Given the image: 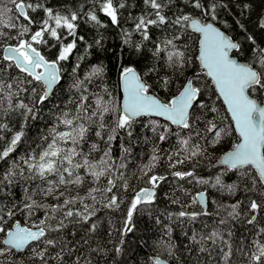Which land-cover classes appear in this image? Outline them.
<instances>
[{
    "label": "snow or ice",
    "instance_id": "obj_1",
    "mask_svg": "<svg viewBox=\"0 0 264 264\" xmlns=\"http://www.w3.org/2000/svg\"><path fill=\"white\" fill-rule=\"evenodd\" d=\"M142 2L145 9L132 18L134 31L141 37V42L134 43L133 32L121 28V10L133 5H129L127 0H93L94 6H98L111 24L121 29L124 45L139 54L144 48L143 42H151L153 59L157 63L163 60L161 66L170 71L160 74L157 64L140 68L139 62H129L120 70L122 99H106L105 96L111 97L112 94L104 88L102 93H91L93 99L90 101L84 87L85 82L102 80L106 74L105 68L102 64L95 65L80 79L77 76L80 64L76 63L73 67L75 79L72 86L80 93V99L75 111H62L56 117L57 123L50 132L41 137L47 143L38 145L40 151H32L22 157V163H13L0 176V234H3L0 239V264H6L7 257L13 252L23 253L26 249L31 252L33 264H93L91 253L106 254V250L91 247L88 237L97 231V222L93 219L97 212L101 209L118 211L124 202V196L120 192L129 191V178L119 172L124 164L117 168L112 159L111 142L116 139L118 130H124L131 136L132 126L138 117L156 116L168 122L164 125H160L158 121L153 122L156 127L163 129L158 134L161 142L168 139L169 135L178 137V150L166 157L168 167L172 169L188 161L198 162L196 158L205 156L208 148L221 145L234 132L236 142L220 158V162L226 166V170L237 169L246 176L251 173V189L246 188L245 191H255L259 185V194L264 197V103L256 99L257 93L264 94V48H259L256 40L249 35L248 40L254 46V57L248 62H239L235 58V55L240 54L241 45L216 26L219 11L228 7L225 0ZM10 3L18 13L15 19L9 15L13 9L7 8L4 0H0V42L15 41L5 43L0 55V141L5 139L4 132H12L9 120L14 114H18L22 121L21 129L13 133L3 151H0V161H6L18 146L26 143L24 128L29 119L37 118V105L45 104L54 96L63 79V62L73 55L77 42L91 47L84 36L78 35L82 15L85 17L84 23L107 27L94 10L83 12V9L73 11L69 8L60 12L41 2L10 0ZM244 7L248 8L249 5L245 4ZM28 10L42 11L44 16L37 22L29 15ZM169 12H172L171 17ZM21 19L23 22H20ZM237 24L247 31L239 21ZM258 27L264 29V18L259 21ZM153 28L163 32L171 30L173 34L155 41L150 31ZM190 38H194L196 43L194 59L198 62L200 71L186 76L179 89L173 91L176 89V81L193 62V57L187 54L191 51L187 46ZM49 40L55 43L49 45ZM95 43L100 45L99 40ZM57 45L59 47L54 58L50 59L42 51L43 47L56 48ZM209 81L227 107L231 117L230 124L225 125L223 118L218 124L215 117L202 120L201 116L196 115L197 109H205L200 101ZM25 96L31 97L29 103L25 102ZM209 110L212 113L218 112L214 107ZM106 116L111 117L115 125L107 136L106 143L109 147L103 150V155L98 160H91L89 157L92 152L100 151L99 145L92 143L87 152L83 150V145L94 124L99 129L95 136L104 139L102 132L107 128L104 122ZM200 123H203V128L198 127ZM171 125H175L179 131L172 132ZM156 127L153 128L154 132ZM181 132H185V135L181 136ZM193 136L199 140L193 142ZM200 140L205 143L201 144ZM121 147L123 152L129 151L123 145ZM160 151L158 147H154L148 162L140 168L142 175L137 178L144 180L149 186L133 191L124 227L119 229L121 245L123 236L133 231V217L137 214L152 216L156 224L162 223L161 216H166L172 222L179 218L196 221L201 215H209L206 207L201 212L180 210L176 213L156 214L159 212L157 189L167 179L155 172L161 160L165 159ZM171 175L180 181L192 178L197 183H207L196 177L194 171L176 170ZM101 180L104 185L100 184ZM21 181L25 184L28 181L39 183L31 193L29 186H25L20 201L16 202L12 189ZM86 183L95 186L88 187L85 194L80 195L79 189ZM216 184H221L219 177L216 178ZM228 190L234 193L236 186ZM37 194L45 199L51 197L57 202L42 203L35 198ZM6 200L9 201L8 204L4 202ZM172 203L179 204L180 201L173 199ZM191 203L205 205V193L193 197ZM185 207L181 205L182 209ZM229 207L231 210L227 212V216L238 219L240 202ZM248 208L252 215L247 223L253 225L257 216L264 212V203L252 199ZM38 211L44 212L43 218L38 222L22 224L15 219L18 213H22L26 220H32ZM53 220L56 221L55 225L51 223ZM220 223L226 221L221 220ZM75 224L87 226L83 229L85 237L81 245L82 248L87 246L84 255L77 251L75 245L69 246L64 236L51 235L63 233L69 225ZM163 230L168 239L161 237L157 241L158 254L152 258L151 264H169V259H161L164 253L171 259H178L176 246L171 241L170 224L163 225ZM70 235L74 236L75 233ZM228 235H232L231 231ZM261 236H264V227L257 230V238L251 241L252 250L247 253L243 249L239 250L248 258L249 264H264V239H260ZM190 240L199 246L198 252H207L209 255L211 252L205 246L206 243L210 241L215 245L218 241L221 242L224 247L219 249L222 253L220 264H231L232 245L221 233L215 230L207 236L193 233ZM121 252L122 246L114 249V255L118 256ZM7 264H15V261L8 260Z\"/></svg>",
    "mask_w": 264,
    "mask_h": 264
},
{
    "label": "trees",
    "instance_id": "obj_2",
    "mask_svg": "<svg viewBox=\"0 0 264 264\" xmlns=\"http://www.w3.org/2000/svg\"><path fill=\"white\" fill-rule=\"evenodd\" d=\"M25 2L45 3L48 7L54 8L60 12H65L67 9L73 11L77 9H83V12L94 10L101 20V22L107 27H96L92 23H84L85 17H81L80 27L78 29V35H82L87 41L90 48L83 42H77V48L74 50L73 55L68 61L63 62L62 67V82L55 90L53 97L49 99L43 105H37V118L35 120L29 119L28 125L24 128L26 133L25 141L17 147L16 151L11 153L6 161H0V176L7 171L13 163H22L21 158L27 156L32 151L39 152L40 147L38 145H44L47 142L43 141L41 137L47 135L52 127L57 123L56 117L60 115L62 111L74 112L76 109L77 101L80 99V93L74 88L73 81V67L79 62L80 67L77 71V76L83 79L87 72L95 65H103L105 68V76L102 80H94L92 83L85 82V89L89 94V100L93 97L91 93H102L104 88H107L111 92L112 96H105L106 99L115 98L117 101L121 100V88H120V70L123 66L129 62H139L140 68H147L152 64H157L160 74H164L170 70L165 69L161 65L163 60L157 63L151 54L150 49L153 48L151 42H143L144 48L141 53H135L131 48L122 43L121 29L113 26L110 20L99 11L98 6H94L93 0H25ZM129 5L133 7L126 8L122 11L121 28L132 31V40L134 43L141 42L139 34L135 33L133 27V17L141 14L145 9V5L142 0H127ZM228 7L220 10L218 13V25L223 29L235 42L241 45L240 54L235 55L238 59L248 62L255 55L254 46L248 40V36L251 35L256 40V45L259 48H264V29L258 27L259 21L264 18V0H225ZM4 4L7 8L13 9V12L9 13L13 19L18 15L15 10V6L10 3V0H4ZM249 5L245 8L244 5ZM188 11V9H184ZM32 16L37 22L43 18L44 13L42 11L31 12ZM175 11V8L173 9ZM169 17L172 16V12L168 13ZM7 20V17H5ZM243 24L247 31L242 30L237 24ZM20 22H23L22 19ZM35 30V26L33 27ZM152 39L159 41L165 36H171L173 32H163L160 29H151ZM14 34V33H13ZM71 37H69V40ZM99 40L98 46L95 42ZM68 41H65L67 43ZM5 43H15V41L7 40L0 42V55H2V49ZM55 43V41L49 40V45ZM187 46L191 48V51L187 53L193 57L192 64L187 67L176 81V91L180 87V83L186 76H190L193 72H199L200 68L198 62L194 57L196 54V43L194 38H190L187 41ZM59 45L56 48L43 47L42 51L51 59L54 58L58 51ZM82 58V59H79ZM175 79V77H173ZM202 79H207L202 77ZM204 95L201 98V103L205 105V109H197L196 115L201 116L202 120L216 118V122L219 124L223 118L225 125L231 123L230 116L226 110V107L218 94L215 92L214 85L208 82L207 86L203 89ZM26 103L31 101V97H23ZM256 99L264 103V94L257 93ZM216 108L217 113H212L209 109ZM22 118L18 114H14L9 120V126L12 128V132H4L5 139L0 141V151H3L5 145L10 141L13 133L21 129ZM154 121H158L160 125L167 124L168 122L154 118L150 116L140 117L135 120L132 126V135L128 136L124 130H118L116 139L111 142V156L115 163V166L119 168V165L124 164L123 168H119V172L123 173L129 178V191L127 193L120 192L124 196V202L118 211H111L107 209H101L97 212L96 217L93 219L97 222V231L94 234H89L90 245L93 248H100L106 250V254L103 253H91V259L93 264H151L152 258L158 254L156 243L164 237L165 240L168 237L164 236L163 225L170 224L172 228L171 241L176 246V255L178 259H171L164 253L161 255V259H169L170 264H220V247H224L221 242L212 244L210 241L206 243V247L211 252L209 255L207 252L200 253L197 251L198 245L191 242L190 236L193 233L207 236L212 231L221 233L225 240L229 241L233 249V257L231 264H249V260L245 255H242L239 251L243 249L244 252L252 250L251 241L257 238V230L264 227V212H261L257 216V221L253 225L247 223V219L250 218L252 213L249 211L248 204L252 199H256L257 202L264 203V197L259 193L261 191L259 185L255 191H245L246 188L251 189V173L249 175H242L240 170L232 169L226 170L225 166L217 165V162L221 155L230 150L231 145L236 142V134L233 132L231 136L225 138L221 145L215 148H208L206 155L196 158V161H188L185 164L177 165L176 169L168 167L166 160L167 155L178 150V137L176 135H169L168 139L161 142L158 138V134L163 131L162 128L156 127ZM105 124L107 128L102 132L104 139H100L95 136V132L98 129V125H92L87 138V142L83 145V150L87 152L90 149L92 143L99 145L100 151L92 152L89 157L91 160H98L103 155V150L107 149L109 145L106 143L107 136L110 134V130L115 127L112 122V118L106 116ZM63 126L61 125L60 128ZM156 127L155 132L153 128ZM172 132H177L179 129L175 125L170 126ZM199 128H203V123L198 124ZM58 128V130H60ZM187 130H185L186 132ZM185 132H181V136L185 135ZM199 138L193 136V142L198 141ZM201 144L205 141L200 140ZM121 145L128 148L127 153L123 152ZM158 147L160 155L165 157L161 160L160 165L155 169L156 174L166 176L167 179L161 182L157 189V206L160 213H176L180 210L186 211H204L205 208L200 204H192V198L197 196L198 193L204 192L207 195V207L206 210L209 215H201L196 221H189L187 218L174 219L170 222L166 216H161L162 223L156 224L153 217L148 214H137L133 217L134 228L133 231L128 232L123 236V242L121 245V233L119 229L124 227V220L127 209L130 204L131 196L134 190H138L141 187H148L144 180L138 179L142 173L140 168L143 164L148 162L152 149ZM181 171H194L196 177L207 183H197L192 178H187L184 181H180L171 175V172ZM83 175V171H81ZM219 177L221 184H216V178ZM90 179V178H88ZM146 179V178H145ZM39 181H28L25 184L21 181L19 185L15 186L12 191L14 193L15 201L19 202L23 195V188L29 186V192L36 189ZM101 185H104V181L101 180ZM236 186L234 193L229 192V188ZM90 186H95L86 183L81 189H79L80 195H84L86 189ZM75 194V191L73 192ZM42 203H56L51 197L45 199L41 195L37 194L35 197ZM178 199L179 204H173L172 200ZM6 204L8 200L4 201ZM240 202V217L238 219H232L227 216V212L230 211V205ZM181 205H185V208H181ZM190 205V206H188ZM79 207V205H77ZM99 208V205H97ZM44 212L38 211L32 220H26L22 213H18L15 219L20 220L22 224H31L33 221H39L43 218ZM221 220H225L226 223H220ZM11 223V221H9ZM55 225L56 221H51ZM86 225L75 224L69 225L63 233H52L53 237L60 235L64 236L68 241L69 246H76L77 251L84 255L85 249L83 248V238L85 237L83 229ZM231 231L232 235L229 236L228 232ZM75 235H70V233ZM187 234V235H186ZM3 238V234H0V239ZM264 239V236L259 237ZM79 241V244L76 242ZM117 246H122V252L120 255H114V249ZM225 250L226 247H225ZM31 252L26 249L23 253L13 252L7 257V261H15V264H33L30 259ZM67 259V257H66ZM51 264V262H50Z\"/></svg>",
    "mask_w": 264,
    "mask_h": 264
},
{
    "label": "water",
    "instance_id": "obj_3",
    "mask_svg": "<svg viewBox=\"0 0 264 264\" xmlns=\"http://www.w3.org/2000/svg\"><path fill=\"white\" fill-rule=\"evenodd\" d=\"M217 27H219L218 25H216ZM220 28V27H219ZM221 29V28H220ZM222 31H224L223 29H221ZM225 32V31H224ZM226 33V32H225ZM227 34V33H226ZM228 35V34H227ZM235 58L236 59H238L236 56H235ZM238 61L239 62H245V61H242V60H240V59H238ZM121 94H122V97H123V93H122V90H121ZM218 94V93H217ZM219 96V95H218ZM221 100H222V102H223V99L221 98V97H219ZM122 99V98H121ZM259 102V101H258ZM225 105V104H224ZM225 107H226V105H225ZM226 110H227V107H226ZM229 114V113H228ZM229 116H230V114H229ZM142 117H146V116H142ZM150 117H154V118H159V119H163L162 117H156V116H150ZM138 118H140V117H138ZM138 118H136V119H138ZM230 119H231V117H230ZM164 120V119H163ZM225 153H223L222 155H221V157L224 155ZM220 157V158H221ZM220 158H219V160H218V162H217V165H219V166H225V165H222L221 164V162H220ZM226 167V166H225ZM200 193H202V192H200ZM204 193V192H203ZM199 194V193H198ZM197 194V195H198ZM201 205V204H200ZM204 208L205 207H207V195L205 194V205H202ZM170 264V263H169Z\"/></svg>",
    "mask_w": 264,
    "mask_h": 264
}]
</instances>
